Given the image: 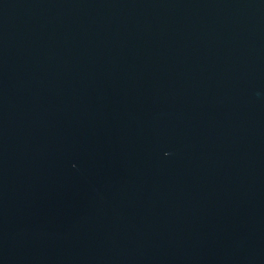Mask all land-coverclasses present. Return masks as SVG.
Listing matches in <instances>:
<instances>
[{"label": "water", "instance_id": "obj_1", "mask_svg": "<svg viewBox=\"0 0 264 264\" xmlns=\"http://www.w3.org/2000/svg\"><path fill=\"white\" fill-rule=\"evenodd\" d=\"M0 264H264V0H0Z\"/></svg>", "mask_w": 264, "mask_h": 264}]
</instances>
